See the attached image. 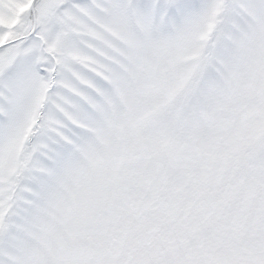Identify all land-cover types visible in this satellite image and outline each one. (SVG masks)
<instances>
[{"label": "snow or ice", "instance_id": "snow-or-ice-1", "mask_svg": "<svg viewBox=\"0 0 264 264\" xmlns=\"http://www.w3.org/2000/svg\"><path fill=\"white\" fill-rule=\"evenodd\" d=\"M0 264H264V0H0Z\"/></svg>", "mask_w": 264, "mask_h": 264}]
</instances>
